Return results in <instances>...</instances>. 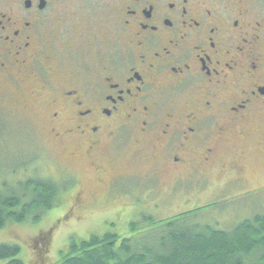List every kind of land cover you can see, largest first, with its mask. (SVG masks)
<instances>
[{
    "label": "flooded vegetation",
    "instance_id": "af4514ba",
    "mask_svg": "<svg viewBox=\"0 0 264 264\" xmlns=\"http://www.w3.org/2000/svg\"><path fill=\"white\" fill-rule=\"evenodd\" d=\"M26 93L54 143L111 175L106 199L149 196L114 166L126 152L151 157L149 188L244 186L264 124L263 0H0V102Z\"/></svg>",
    "mask_w": 264,
    "mask_h": 264
},
{
    "label": "rangeland",
    "instance_id": "374dc122",
    "mask_svg": "<svg viewBox=\"0 0 264 264\" xmlns=\"http://www.w3.org/2000/svg\"><path fill=\"white\" fill-rule=\"evenodd\" d=\"M102 17L105 20L107 12L103 11ZM108 29L106 19L101 25L100 42L102 39L105 43L112 40ZM89 42L93 49L96 40ZM43 102V97L31 99L29 93L19 94L14 102H0V194H8L16 190L20 182L32 178L63 182L67 187V190L61 188L59 205L38 222L29 217L24 224L10 222L0 230V245L20 246L24 264H64L72 238L89 240L92 236L115 233L121 241L135 237L136 233L148 232L146 229L131 230L130 225L140 221L141 217L158 224L149 229L153 232L152 239L156 240L160 231L168 232L166 223L170 221H175L178 229L193 223L232 233L238 225L264 215L262 122H256V130L251 136L255 144L244 160V186L232 184L208 190L204 188L207 193L203 194V189L199 188L177 192L171 178L165 175L161 176L159 188H149L144 179L151 167V157L142 154L130 159L126 152L114 166L119 173L131 179L129 182L137 188L136 192L142 195L148 192L149 196L147 199L142 196L145 198L128 200L118 193L106 199V181L111 175L106 174L102 182H98L94 161L90 157L84 156L76 147L54 143L48 137ZM130 210L144 215L131 216L128 214ZM250 264H264V249Z\"/></svg>",
    "mask_w": 264,
    "mask_h": 264
},
{
    "label": "trees",
    "instance_id": "16d2710c",
    "mask_svg": "<svg viewBox=\"0 0 264 264\" xmlns=\"http://www.w3.org/2000/svg\"><path fill=\"white\" fill-rule=\"evenodd\" d=\"M19 185L0 194V230L10 222L24 224L29 217L38 222L59 205L62 187L57 182L32 178ZM174 223H166L168 232L160 231L156 240L149 229L158 224L150 218L130 225L133 232L148 230L133 238L120 241L115 233L72 238L64 264H250L264 249V215L238 225L232 233L193 223L178 229ZM21 253L18 245L1 244L0 264H24Z\"/></svg>",
    "mask_w": 264,
    "mask_h": 264
}]
</instances>
